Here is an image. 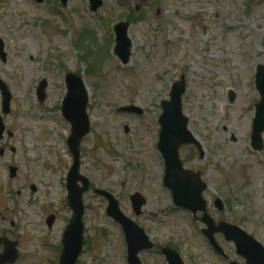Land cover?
<instances>
[{"label": "rangeland", "instance_id": "374dc122", "mask_svg": "<svg viewBox=\"0 0 264 264\" xmlns=\"http://www.w3.org/2000/svg\"><path fill=\"white\" fill-rule=\"evenodd\" d=\"M44 1L0 0V39L8 55L6 63L0 60V78L13 96L5 124L14 133L13 139L0 142L7 149L0 158V213L10 218L8 228L11 221L17 223L18 264H47L44 245L59 241L71 217L66 204L71 127L60 111L67 72L82 75L89 95L91 134L82 143L81 173L95 188L114 192L128 217L134 218L130 196L143 194L148 203L138 220L152 240L194 254L207 251L195 235L199 225L174 207L162 184L164 162L157 150L161 103L185 76L183 113L204 156L184 148L181 158L187 168L202 173L208 185L204 197L223 201L221 216L261 234L264 243V149L255 151L250 139L260 100L256 69L264 65V0H102L96 14L89 0H68L66 8L57 0ZM130 17L132 54L123 66L113 52V28ZM85 30L92 35L83 40ZM90 39L93 72L75 49ZM101 52L107 56L99 63ZM44 78L48 97L40 105L36 88ZM230 93L236 96L233 103ZM128 105L145 115L119 112ZM11 147L17 154L9 152ZM10 165L19 168L13 182ZM84 203L88 245L81 264H127L124 235L106 215L107 204L93 192ZM47 213L59 217L52 232L44 222ZM145 255L148 264H160L157 253Z\"/></svg>", "mask_w": 264, "mask_h": 264}, {"label": "water", "instance_id": "95a60500", "mask_svg": "<svg viewBox=\"0 0 264 264\" xmlns=\"http://www.w3.org/2000/svg\"><path fill=\"white\" fill-rule=\"evenodd\" d=\"M42 2V0H38ZM149 1V0H143ZM64 4L66 0H63ZM102 2L93 1L92 11H97L101 7ZM128 24L117 27V49L116 54L121 58L124 64H127L130 59L131 43L127 39ZM0 54L5 60L6 56L3 53V43L0 41ZM69 94L65 101L64 115L66 119L71 122L72 137L69 140V146L74 155L75 163L68 177V192H69V206L74 212V217L71 225L65 234L64 244L66 246L65 254L62 258L61 264H75L83 245V214L84 207L82 197L88 191L89 182L83 178L79 173L80 167V144L83 137L89 132V121L86 114L87 97L84 91V84L81 79L74 75L67 77ZM256 85L261 94L262 100L257 105V115L254 121L252 145L256 150L263 149L262 133L264 132V67L258 68L256 77ZM47 83L43 82L38 90L40 101L45 100V90ZM0 89L4 96V113L8 114L10 111L11 96L7 91L6 86L0 81ZM185 93V80L182 78L181 82L177 83L171 92V101L163 103L164 114L160 120L162 125L161 140L159 149L162 152L166 161V178L165 185L173 192L174 201L177 205L183 206L187 209H192L196 202H201V193L203 187L197 185L200 183V175H193V173L186 172L183 169L182 162L179 158V150L182 146L195 144L199 146L197 140L188 131V119L183 116L181 98ZM231 102H234L235 95L230 94ZM123 111H137L135 109H124ZM141 114L140 111H137ZM4 126L0 119V139L3 138ZM200 148V147H199ZM4 152L1 151V154ZM12 177L15 176L16 169H12ZM82 183L83 187L79 186ZM34 189V188H33ZM98 195L104 196L109 201L108 215L119 223L125 233L129 246V263L140 264L138 260L139 252L151 249L153 246L149 243L148 238L142 230L126 218L120 211L118 202L112 195L97 191ZM133 208L137 214L145 204V200L140 195H135L132 198ZM196 212V211H194ZM0 243L6 245V252L1 257L0 264L13 263L17 258L15 246L7 241L0 240ZM171 264H178L177 258L172 252H166Z\"/></svg>", "mask_w": 264, "mask_h": 264}, {"label": "flooded vegetation", "instance_id": "af4514ba", "mask_svg": "<svg viewBox=\"0 0 264 264\" xmlns=\"http://www.w3.org/2000/svg\"><path fill=\"white\" fill-rule=\"evenodd\" d=\"M211 206H213V208L215 207L214 212L211 211ZM207 209L209 215L213 220V223L210 227L201 223L202 222L201 217L203 216L201 214L195 220L196 223L199 224L198 229H196L197 231L195 235H198L200 237L201 244L207 249V251L205 253H202V251L199 250L194 254H190V253L184 254V252L180 248L178 249L176 247H173L176 248L178 253L181 255L184 264H233V263L247 264L245 257L239 255L241 254V250H243L245 256H247L249 252V255L251 259L254 261V264H264V243L262 242L263 238L261 234L257 233L256 231H248L242 227L245 231H247L250 235H252V237L263 247L261 248L255 243H247L244 241L245 245L243 247L242 244V248H240V253H239L236 243L228 241L227 236L221 231V225L226 220L221 218V212L216 207L215 202L214 201H211L210 203L207 202ZM0 217L2 218L0 222V236L9 238L13 241L17 239L16 242H18L20 246L21 245L20 238L18 237L15 239L16 235H14L11 230L16 227V224L13 221H11L10 222L11 227L7 228L6 224L8 223L9 218L7 219L6 217H4L2 213H0ZM55 217L56 220L53 228L52 229L48 228L50 232H52L55 229L59 221L58 217L57 216ZM206 230H210V237L204 235V232L206 234ZM257 230L263 231L262 228ZM62 235L58 242H54V246L51 245V247H48L44 245V250L47 251L49 254L47 259L45 260L47 264H57L59 260V256L62 252ZM210 239H212L216 243V248L213 247V245L210 243ZM49 240H51V237ZM2 250L3 248L0 247V251ZM205 254H209V257L205 258L204 257ZM160 264H167V260L165 258L162 259Z\"/></svg>", "mask_w": 264, "mask_h": 264}]
</instances>
